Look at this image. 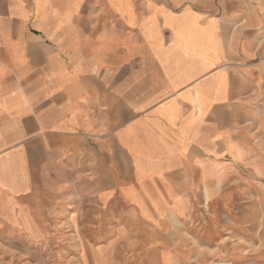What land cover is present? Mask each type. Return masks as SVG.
I'll return each instance as SVG.
<instances>
[{
    "label": "crops",
    "instance_id": "1",
    "mask_svg": "<svg viewBox=\"0 0 264 264\" xmlns=\"http://www.w3.org/2000/svg\"><path fill=\"white\" fill-rule=\"evenodd\" d=\"M261 21L246 0H0V210L65 182L116 233L184 220L245 161L232 131L264 124Z\"/></svg>",
    "mask_w": 264,
    "mask_h": 264
},
{
    "label": "rangeland",
    "instance_id": "2",
    "mask_svg": "<svg viewBox=\"0 0 264 264\" xmlns=\"http://www.w3.org/2000/svg\"><path fill=\"white\" fill-rule=\"evenodd\" d=\"M246 1L260 10L261 47L264 0ZM186 2L214 8L218 0ZM258 106L264 112V101ZM232 132L242 136L245 161L226 158L222 182L207 200L195 194L181 222L169 215L116 233L88 201L76 209L74 183L57 182L0 210V264H264V124L245 119Z\"/></svg>",
    "mask_w": 264,
    "mask_h": 264
}]
</instances>
